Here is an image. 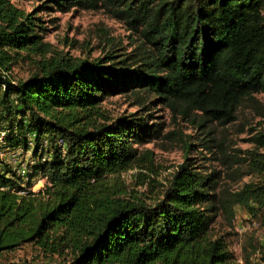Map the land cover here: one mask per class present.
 Here are the masks:
<instances>
[{"label": "trees", "instance_id": "16d2710c", "mask_svg": "<svg viewBox=\"0 0 264 264\" xmlns=\"http://www.w3.org/2000/svg\"><path fill=\"white\" fill-rule=\"evenodd\" d=\"M28 1L0 0V134L38 159L26 182L0 159V258L31 246L60 264H238L213 226L219 217L232 222L236 206L252 216L264 210V153H228L209 125L233 123L244 97L264 94V0L18 6ZM73 10L123 22L134 50L113 45L91 59L47 42L40 13ZM19 63L32 69L26 80L12 76ZM122 95L141 109L112 120L102 104ZM156 106L203 137L198 145L185 142L184 162L149 204L121 176L136 169L142 185L155 174L153 151L141 148L169 137L154 122ZM253 142L264 147V133ZM198 149H217L224 165L247 167L260 180L230 190L221 171L200 163L206 158L189 156ZM36 177L45 180L38 192Z\"/></svg>", "mask_w": 264, "mask_h": 264}, {"label": "rangeland", "instance_id": "374dc122", "mask_svg": "<svg viewBox=\"0 0 264 264\" xmlns=\"http://www.w3.org/2000/svg\"><path fill=\"white\" fill-rule=\"evenodd\" d=\"M41 2V0H31L20 2L18 6L30 12ZM39 16L47 29L45 40L60 50L71 53L72 56L94 59L104 56L113 45L115 48H120L121 52H131L136 46L133 43L135 36L127 26L102 11L73 10L69 13L53 11L42 12ZM104 33H107L108 37L104 36ZM75 42L77 45L73 46ZM31 70L27 63H19L15 66L12 76L14 80H26ZM102 107L112 120L141 109L135 105L133 97L128 95L110 97L103 102ZM151 113L154 122L165 126L164 134L169 133L167 139L155 141L141 148L153 151L157 170L155 174L144 171L145 174H150V177L147 176V182L142 185H139L141 176L136 169L124 173L121 178L128 189L135 192L134 195L142 197L149 204H154L162 197L177 167L184 162L188 154L185 142L198 145L203 136L200 130L180 117L173 116L165 107H153ZM236 117V121L226 126L210 124L209 131L212 136L230 154L252 149L264 153V147L253 142L256 134L264 133V94L244 97L237 107ZM172 132L177 134L173 135ZM31 146L33 148L32 144ZM189 156L206 158L200 163L208 170L221 171L223 186L230 190H238L247 183L260 180V175L250 173L247 167L224 165L217 149H213L211 154L198 149L189 152ZM45 158L48 156L46 155ZM0 159L16 169L25 182L38 162V159L33 157L32 150L26 153L22 148L10 147L4 133L0 134ZM33 183V191L38 192L44 187L45 180L36 177ZM213 234L216 237H224L238 264H264V210L257 216H252L242 207L236 206L232 222L219 217L213 226ZM61 262L62 259L58 257H43L31 246L4 254L0 258V264H60Z\"/></svg>", "mask_w": 264, "mask_h": 264}]
</instances>
